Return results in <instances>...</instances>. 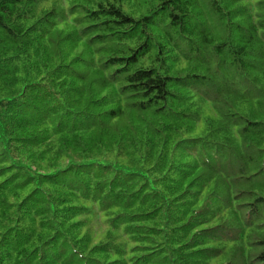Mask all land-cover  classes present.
Returning a JSON list of instances; mask_svg holds the SVG:
<instances>
[{"label":"trees","instance_id":"16d2710c","mask_svg":"<svg viewBox=\"0 0 264 264\" xmlns=\"http://www.w3.org/2000/svg\"><path fill=\"white\" fill-rule=\"evenodd\" d=\"M0 264H264V0H0Z\"/></svg>","mask_w":264,"mask_h":264}]
</instances>
